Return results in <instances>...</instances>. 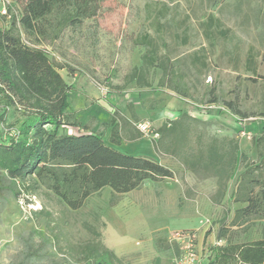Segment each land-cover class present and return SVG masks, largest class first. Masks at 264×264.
Wrapping results in <instances>:
<instances>
[{
    "label": "rangeland",
    "instance_id": "374dc122",
    "mask_svg": "<svg viewBox=\"0 0 264 264\" xmlns=\"http://www.w3.org/2000/svg\"><path fill=\"white\" fill-rule=\"evenodd\" d=\"M88 3L94 14L72 24L65 3L38 38L22 25V5L14 1L13 17H0V28L15 20L21 39L44 49L73 86L67 119L80 126L60 134L92 131L124 150L138 141L134 155L153 158L174 176L118 195L106 186L77 209L44 184L19 197L7 192L0 198V264H97L98 256L87 255L104 249L114 253L104 264H182L186 244L173 238L180 231L193 232L196 264H205L211 245L227 243L217 240L219 226L231 225L250 190L259 189L256 180L264 179V165L244 175L264 159L258 140L264 136V0ZM146 33L160 60L174 63L175 75L144 65L147 47L137 41ZM176 75L187 95L172 88ZM24 119L12 106L0 140L8 141ZM143 120L158 131L176 125L156 147L161 132L158 138L142 133ZM113 126L120 144L110 140ZM263 236L264 219L255 216L230 232L232 242Z\"/></svg>",
    "mask_w": 264,
    "mask_h": 264
},
{
    "label": "trees",
    "instance_id": "16d2710c",
    "mask_svg": "<svg viewBox=\"0 0 264 264\" xmlns=\"http://www.w3.org/2000/svg\"><path fill=\"white\" fill-rule=\"evenodd\" d=\"M14 1L22 5V25L29 33H36L38 38L47 34L43 26L47 17L64 7L65 3L72 6L73 13L65 16V21L70 24L94 14L88 0ZM14 22L0 28V92L9 108H21L26 119L20 126L12 127L8 141L0 140V198L6 197L7 192L19 197L44 184L70 208L77 209L90 195L106 186L118 195L137 188L145 180L156 181L174 176L172 169L151 157L129 154L108 145L99 133L60 134L61 128L80 126L78 121L67 119L68 95L73 86L44 49L30 46L21 39ZM137 42L147 47L143 55L144 65L159 67L164 75H175L174 63L164 64L156 55L149 33ZM180 77H172L175 82L172 88L187 95ZM10 109L0 113V123L5 121ZM175 125V122L170 127L164 124L159 129L161 137L154 141L156 147L164 142ZM110 140L116 144L122 142L115 126L112 127ZM258 140L262 142L264 136L261 135ZM263 165L264 159L250 164L244 175L261 169ZM256 182L259 189L250 190L244 199L247 204L236 209L231 225L224 223L219 226L217 240L226 239L227 243L211 245L205 264H264V236L239 242H232L230 237L232 226L243 225L251 216L264 219V179ZM97 246L94 244L95 251H98ZM112 254L110 249H104L103 254L92 253L87 258L98 256L97 264H104L105 257Z\"/></svg>",
    "mask_w": 264,
    "mask_h": 264
},
{
    "label": "built area",
    "instance_id": "2783aa9c",
    "mask_svg": "<svg viewBox=\"0 0 264 264\" xmlns=\"http://www.w3.org/2000/svg\"><path fill=\"white\" fill-rule=\"evenodd\" d=\"M13 0H0V17L11 18L13 13H11V7H13ZM9 106L5 103L3 93L0 92V113L9 110ZM140 131L148 136L153 138L160 137L159 131L153 126L152 122L149 120H143L138 124ZM173 238L176 241L181 242L183 245L182 249L185 252V258L182 261V264H196V255H195V237L192 231H180L175 233Z\"/></svg>",
    "mask_w": 264,
    "mask_h": 264
},
{
    "label": "crops",
    "instance_id": "0c3cea01",
    "mask_svg": "<svg viewBox=\"0 0 264 264\" xmlns=\"http://www.w3.org/2000/svg\"><path fill=\"white\" fill-rule=\"evenodd\" d=\"M133 143V142H132ZM137 144H139L138 143V141H136V142H134L133 144H129V145H127V147H126V149L124 150L123 148H118V150H121V151H128V152H131L132 154H134L135 153V151L137 150L136 148L134 149V148H132L131 146L132 145H135V146H137ZM127 153V152H126Z\"/></svg>",
    "mask_w": 264,
    "mask_h": 264
}]
</instances>
